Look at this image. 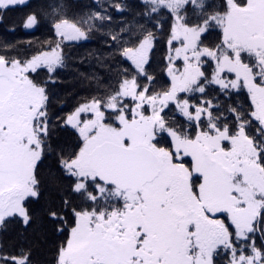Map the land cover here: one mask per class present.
<instances>
[{"label": "rangeland", "instance_id": "obj_1", "mask_svg": "<svg viewBox=\"0 0 264 264\" xmlns=\"http://www.w3.org/2000/svg\"><path fill=\"white\" fill-rule=\"evenodd\" d=\"M26 1L0 0V6ZM152 1L175 16L173 58L168 67L170 90L157 99L154 108L156 103L150 98L145 103L144 92L138 93L137 80L131 79L123 91L124 99L132 102L129 115L114 113L115 120L105 121L108 111L90 102L71 112L68 122L82 132L81 148L72 162L84 181L96 178L88 153L105 139L150 146L161 159V172L137 193L97 184L87 199L92 208L86 205V210L78 211L61 261L263 264L252 233L264 206V167L258 162L253 138L243 130L235 134L201 132L200 126L191 138L170 133V146L157 138L161 107L198 81L201 60L213 51L198 49L203 27L188 25L181 14L198 0ZM219 23L228 48V53L220 56V70H228L235 81L244 83L264 128V0H224ZM61 31L67 38L79 35L67 23ZM153 46L152 39L145 38L127 52L137 74L144 72ZM246 53L258 55L256 71L244 60ZM57 56L55 51L26 61L0 56V220L7 215H25L26 201L37 194L35 166L42 149L37 127L44 95L30 72L43 64L53 66ZM116 107L110 109L116 111ZM227 246L233 247L232 251L227 252Z\"/></svg>", "mask_w": 264, "mask_h": 264}, {"label": "trees", "instance_id": "obj_2", "mask_svg": "<svg viewBox=\"0 0 264 264\" xmlns=\"http://www.w3.org/2000/svg\"><path fill=\"white\" fill-rule=\"evenodd\" d=\"M223 2L198 0L181 12L188 25L203 27L198 49L213 53L202 58L198 81L161 107L157 138L170 146V133L191 138L199 126L201 132L211 133L245 130L264 167V128L249 91L219 66L220 56L228 53L219 23ZM174 21L172 11L152 0H27L0 6L1 57L26 61L45 52L58 54L53 66L43 64L30 72L44 95L37 127L42 145L35 166L37 194L26 201L25 215L0 220V264H63L61 254L78 211L86 210V205L92 208L87 199L97 184L108 190L112 186L78 175L72 161L83 138L80 128L69 124L68 115L90 102L108 111L105 121L115 120L114 113L129 115L132 102L124 99L123 91L131 79L137 80L138 93L144 92V102L150 98L157 108V99L172 86L168 67ZM64 23L79 35L67 38L61 31ZM145 38L152 39L154 46L144 72L137 74L127 52ZM243 58L257 70V54L246 53ZM113 105L116 111L110 109ZM252 234L264 264V206Z\"/></svg>", "mask_w": 264, "mask_h": 264}, {"label": "water", "instance_id": "obj_3", "mask_svg": "<svg viewBox=\"0 0 264 264\" xmlns=\"http://www.w3.org/2000/svg\"><path fill=\"white\" fill-rule=\"evenodd\" d=\"M88 159L98 181L132 193L143 190L161 172L159 155L146 144L105 139L91 148Z\"/></svg>", "mask_w": 264, "mask_h": 264}, {"label": "flooded vegetation", "instance_id": "obj_4", "mask_svg": "<svg viewBox=\"0 0 264 264\" xmlns=\"http://www.w3.org/2000/svg\"><path fill=\"white\" fill-rule=\"evenodd\" d=\"M245 131V130H244ZM246 132V131H245ZM247 133V132H246ZM248 134V133H247ZM223 218H225V214L223 215ZM229 224H230V222H228ZM232 236L234 237V234L232 233ZM250 236V235H249ZM250 237H247V239H249ZM232 241H233V239H232ZM232 249H233V247H228L227 246V248H226V250H227V252L228 251H232Z\"/></svg>", "mask_w": 264, "mask_h": 264}]
</instances>
